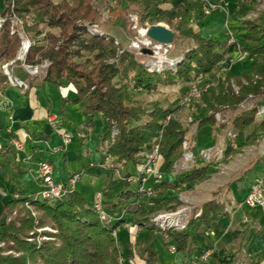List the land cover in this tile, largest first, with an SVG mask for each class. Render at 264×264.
I'll return each mask as SVG.
<instances>
[{
    "label": "trees",
    "instance_id": "1",
    "mask_svg": "<svg viewBox=\"0 0 264 264\" xmlns=\"http://www.w3.org/2000/svg\"><path fill=\"white\" fill-rule=\"evenodd\" d=\"M3 1L4 7L0 10V17L4 19L0 25V62L14 58L20 45L17 32L11 31L12 18L24 19L32 15L30 24H24V31L37 38L46 29L48 32L43 40L48 45H33L26 54L25 63L37 64L43 59L48 60L50 65L43 81L56 87L70 85L76 97L69 101L82 104L90 117L99 114L105 118L107 128L100 135L102 151L110 162V169L115 171L123 167L124 171L123 189L116 201L104 204L102 200L108 220L100 219L92 204L88 206L75 188L54 201L39 198V187L30 195L16 189L17 197L12 196L0 203V264H120L121 246L113 232L126 222L137 228L156 230L164 243L167 240L172 242L176 253L191 256L195 234L222 226L220 220L229 217L224 203L219 200V192H214L210 200L194 209L183 230L162 231L150 224V218L159 212L175 210L181 202L169 193H179L183 188L191 189L196 183L208 179L217 172L218 162H206L200 155L201 150L191 146L193 165L175 173L174 165L183 155L182 143L186 140V130L175 118L166 124L164 121L177 106H158L148 110L132 100L129 91L139 88L152 93L160 85H173L177 81L193 82L200 74L205 79H215L217 85L202 94L200 103H196L191 115L197 130L209 127L218 131L220 128H217L209 112L214 113L218 106L234 108L249 95L264 98V11L253 20L242 21L245 33L240 34L233 43H228L227 39L204 37L192 28L174 31L172 47L180 39H186L188 43L181 59H170L173 61L171 66L165 65L159 72H150L144 64L148 55L144 54L139 60L133 53L116 45L113 37L91 30L101 16L92 0ZM140 1L144 7L143 20L150 18L151 12L154 13L153 18H164L168 25L174 18L183 19L190 14L198 20L206 16L202 3L198 1ZM123 2L134 4L136 0H104L101 8L108 15V23L113 24L124 14L120 7ZM234 3L254 9L258 0H234ZM53 30L59 33L55 35L51 32ZM235 52L246 54L244 69L238 74L222 71L220 63ZM240 68L242 66H236L233 70ZM231 81L239 86L238 94L230 89ZM4 82L5 77L0 75V85ZM62 100L65 101V98ZM258 109L254 104L233 117L231 130L235 136L226 138L222 153L226 162L256 143L264 134V117L257 120ZM154 145L159 148L158 171L162 179L154 186L153 195L147 197L138 191L142 178L139 169ZM12 150L9 144L0 146V176L9 170L23 173L10 157ZM263 156L264 141L262 156L254 164ZM133 168L138 171L132 172ZM131 176L138 177V182H128L127 178ZM66 181H63L65 186ZM150 199L153 200L149 202ZM107 209H119L125 213V217L117 218L113 216L114 211L109 213ZM197 210H200V214L195 216ZM32 211L35 216L31 214ZM44 227L55 231L53 234L41 233L50 240L40 244L27 240L37 235V229ZM134 246L146 264H158V254L149 247V240L137 239ZM133 252L131 250L130 255ZM237 259L239 264H264V260L258 262L248 257Z\"/></svg>",
    "mask_w": 264,
    "mask_h": 264
},
{
    "label": "rangeland",
    "instance_id": "2",
    "mask_svg": "<svg viewBox=\"0 0 264 264\" xmlns=\"http://www.w3.org/2000/svg\"><path fill=\"white\" fill-rule=\"evenodd\" d=\"M196 1L200 3L203 2V0ZM205 1H207L209 4L221 6L219 10L222 14V17L216 29H208L209 24L206 23V20L204 21L205 17L202 20H198L196 16L191 14L187 15L183 19L174 18L170 25L166 23L164 18H153L154 13L152 12V18L150 17L143 20L141 19V17L144 7L140 0H136V3L134 4L123 2L120 7L124 10V14L121 15L115 22H113V24H110L107 22V13L101 8L104 4V0H92V4H94V6L99 10L101 14L100 20L96 22L97 28L100 31L113 37L116 45L124 50L133 53L139 60L144 54L140 55L139 51L134 49L132 44L138 43L141 45V42L148 37L146 31L151 25L161 24L166 28L172 30L173 32L192 28L195 31L201 32L202 36L204 37H219L220 39H227L228 43H233L238 39L240 34L245 33L242 21L245 19L253 20L260 14V12L264 11V0H258V4L254 7V9H249L245 5H236L234 3V0ZM3 2V0H0V10H2L4 7ZM214 10H217V7ZM207 15L209 14H206V16ZM31 17L32 15H28L24 19L17 18L19 22L17 23V26L15 28L23 33L22 36L29 43V46L24 52L22 48V39L20 38V45L15 57L7 61L0 62V75L5 77V82L3 83V85H9V78L11 77L13 79V75L17 80L23 81L24 78L20 77L17 73L21 72V75L24 76L25 74H27L23 69L24 64L30 66H41L47 63L45 71L50 65V62L44 59L37 64L25 63L26 54H28L29 49L33 45H43L44 47L48 45V42L43 40L46 32H48L46 29H43V34L37 38H32L31 35L27 34L24 31V24H30L29 22ZM83 24L89 25L88 22H84ZM51 32H53L55 35L59 33L58 30H53ZM187 46L188 43L186 39L178 40L176 42V45L174 47H171V49L167 52V58L169 60L181 59L182 54ZM144 60L146 61L144 64L146 65L148 71L159 72L162 70L160 68L158 69L157 67L151 66L152 59L150 58V55H148V58H145ZM245 61L246 54L241 55L240 53L235 52L226 56L224 61L220 63V67L222 71L229 70L235 74H238L244 68H240L236 71L233 70V68L241 64V62H244L243 64H245ZM6 63L11 64L8 68L7 73H5V71L2 69V66ZM44 74H39L36 76L27 74V76H29L30 78H43ZM25 84L27 86V83ZM207 84L209 85V88L214 87L217 85V80L210 79L209 77L205 79V77L200 74L195 78L193 82L184 83L177 81L173 85H160L157 87V90L152 93H146L139 88L130 89L129 91L132 100L146 106L148 110H151L154 107L158 106L163 108H173L177 106L176 110L173 113L168 114L167 116H170L169 120L171 118H175L181 123L182 127L186 130V140L182 143V158L174 165L175 173L187 170L193 165V155L190 150L191 146H196L199 150H201L200 155L203 157V159H205L206 162H210L211 160H215V162H218L217 172L212 174L208 179L196 183L191 189L183 188L179 193H169L170 196L177 197L181 202V205H179L175 210L159 212L151 216L150 224L154 225L158 229H161V227L157 225L154 219L157 215L162 213L167 214L169 218H179V222H183V224L186 226L194 209L200 207L205 201L210 200L214 192H219V200L224 203L225 210L229 211L228 206L232 202L236 204V200L230 198L232 194L234 195L237 186H241V184L245 180V177H248L251 174L252 170H254V168L259 165V162L257 164L254 163L257 161V159L259 160L262 154L264 134L259 137L256 143L244 148L241 153L234 155L227 162L223 159L222 153L223 149L225 148L226 138H233L235 136V133L231 130V121L233 117L239 112L249 109L254 104H256L259 108L257 120H261L264 117V98L260 99L249 95L245 101L234 108L218 106L214 113L209 112L208 114H212L216 125L218 126L217 128L220 129L217 131L207 127L197 130L196 122L193 121L191 113L193 112L196 103H200L202 94L207 92L209 88L206 89V91H203L200 94L199 98H193L188 103H183L182 100L184 95L190 90V88L195 87L201 90ZM243 84H246V82H243ZM12 88L16 89L19 87L12 86ZM56 89L59 90L58 88ZM230 89L234 94H238L239 92V86L232 81L230 82ZM56 108L57 111L61 110V106L59 105H56L55 109ZM143 119H146V117H143ZM64 120L66 122L68 133L71 135L70 144L64 146L62 138L59 135L54 134L55 136H53L51 140L40 141L37 143V148L33 149L31 146L32 142L29 141L27 137L25 138L22 136L21 140H24L25 144L24 148L22 149L23 152L30 155L29 157H32L31 162L34 164L36 163V166H38L40 162L44 161L51 163L54 167L53 179L56 185H60L61 183H63V181L68 178L69 173H79L80 180L74 186L75 191L81 193L88 206H91L93 196L97 192L101 193L104 204L115 201L117 199V196L123 189L122 174L124 168L119 167L115 171L110 169V162L107 156H104L103 152L101 151L102 148L100 135L107 128V122L105 118L102 115L95 114L92 118L94 126L92 128H85L88 132L83 140L79 138L78 132L80 131L79 129L84 122V119L72 114L69 118H64ZM70 120L73 123V126L71 124H68ZM90 120L91 118H89L88 121ZM166 120L167 117L165 118V121ZM89 128L92 129V131H90ZM249 131L250 130L248 129L247 132ZM6 136L7 135L4 134L3 137H0V142L4 143L5 141H7V138H4ZM155 147H158V145H154L152 149L145 155V157L149 155L150 152L155 149ZM158 159L159 150L156 162L157 166ZM250 168L251 170L248 171ZM137 171V169H132V172ZM243 174H245L244 178ZM37 176L38 175L36 173L34 178H37ZM28 178L29 176L26 175L24 178L17 179L18 181L15 183L18 185V187H20V189L23 188L24 191L22 189L21 191L24 194L26 193L30 195L32 193L31 191L36 189V185L32 183L34 182V180L24 184L20 183V180H27ZM1 185L2 189H5L6 187L11 188L12 183L10 181H7L6 184L1 183ZM9 198L10 194L8 197H6V200ZM152 200L153 199H150L149 202H151ZM26 206L28 207L27 204ZM246 208L247 207L244 206V210H246ZM111 211L119 213L120 210L107 209V212L111 213ZM31 214L35 216V212L32 211ZM197 214H200V210H197L195 212V216H197ZM12 215H14V213ZM113 220H116V218H113ZM166 230L180 231V229L178 228ZM42 232H48L52 234L55 233V231L50 227H44L41 229H37V235L32 238H28L27 240L36 242L37 244H40L42 241L50 240L49 237L41 235ZM256 235L257 233L255 231L249 232L247 239L256 240ZM157 239L159 240V237Z\"/></svg>",
    "mask_w": 264,
    "mask_h": 264
},
{
    "label": "crops",
    "instance_id": "3",
    "mask_svg": "<svg viewBox=\"0 0 264 264\" xmlns=\"http://www.w3.org/2000/svg\"><path fill=\"white\" fill-rule=\"evenodd\" d=\"M192 1L195 2V0ZM221 17L219 9L213 10L205 16L204 21L206 20V23L209 24L208 29H216ZM243 63L241 62L238 66L243 68L245 65ZM17 74L24 78L22 82L27 83L26 89L20 87L13 89L10 84L0 85V137H3L4 134L7 135L4 137L7 138V141L0 142V146L11 145L10 140L14 138L23 144V149L25 146L24 140H21L23 136L32 142L31 146L35 149L38 142L49 141L55 136L54 134L62 138L63 133H68L64 118H69L72 114L84 119L78 132L79 138L83 140L88 132L85 128H92L94 123L90 122L93 117L86 115L82 104H73L69 101L76 97L75 90L70 85L56 87L44 82L42 77L30 78L27 74L21 75V72ZM13 77L15 76L13 75ZM63 98L65 101L62 100ZM56 105L61 106L60 111L55 109ZM50 114L57 115L59 119V123L54 129L47 121V116ZM89 118H91L90 121H88ZM68 124L73 126L71 120ZM90 128L89 130L92 131ZM22 149L16 150L13 147L10 157L23 173L19 174L9 170L0 176V203H3L9 194L10 197L19 195L16 194V189L21 191L23 188L20 189L15 182L26 175L30 180L22 179L20 183L24 184L34 180L32 183L36 185V189L31 192L38 190V176L34 178L37 173L36 163H32V157H29L30 155L23 152ZM71 174L74 173L68 175ZM260 175H264V156L251 174L245 177L241 186H237L234 195L232 194L230 199L236 200V204L232 202L228 206L229 217L220 220L222 226H214L208 231L195 234L192 241L194 252L191 256L180 253L171 254L169 247L172 246V242L167 240L164 243L161 234L156 230L137 228L127 222L122 224L114 231V237L121 246V264H146L138 255V248L134 246L137 239L149 240V247L158 254V264H189L193 260L198 261V264H239L238 257H248L250 260L262 262L264 260V209L247 207L244 210V206L241 205L253 180ZM7 181L12 183L11 188L2 189L1 183L6 184ZM114 214L113 216L117 218L125 217V213L121 211L114 212ZM252 231L257 233L256 240L247 239L248 233ZM131 250H134L132 255H130ZM206 250H210L212 253L205 260H200V256Z\"/></svg>",
    "mask_w": 264,
    "mask_h": 264
},
{
    "label": "built area",
    "instance_id": "4",
    "mask_svg": "<svg viewBox=\"0 0 264 264\" xmlns=\"http://www.w3.org/2000/svg\"><path fill=\"white\" fill-rule=\"evenodd\" d=\"M196 1V0H195ZM223 1V0H221ZM203 5V11L205 14H210L211 11H213L216 7L217 9H220L221 6L209 4L207 1L203 0L201 2ZM4 22V19L0 17V25ZM19 20L17 18H12L11 24H12V33L17 32L18 36L22 39V48L24 52L27 50L29 43L23 38V33L18 31L15 27L17 26V23ZM91 30L93 32L100 31L96 25L91 26ZM132 46L134 49L139 51V54L142 55V48H147L151 51L150 58L152 59L151 66L157 67L158 69H162L165 65H172V60H169L167 58V52L171 49V44H160L149 37L144 39L141 42V45L138 43H133ZM165 46V47H164ZM164 47V48H163ZM11 64L6 63L2 66V69L5 71V73L8 72V68ZM46 64H43L41 66H30V65H23V69L28 75L36 76L39 74L45 73ZM9 84L12 86H18L20 88L26 89L27 86L24 82L17 80L15 77L12 79L9 78ZM209 88V85H205L201 90L197 89L195 87L190 88V90L184 95L182 102L188 103L193 98H199L200 94L203 91H206V89ZM170 116H167V120L165 121V124L168 122ZM48 124L54 129L58 123L59 119L57 115L50 114L47 116ZM62 141L63 145L67 146L71 142V136L68 133L62 134ZM10 144L14 147L16 150H21L23 147V144L18 141L17 139L12 138L10 140ZM208 156V155H207ZM157 158H158V147H155V149L150 152L149 155L145 157L143 160V165L139 169L142 178L141 183L138 187V191L142 194H144L147 197H150L154 193V186L159 184L162 175L158 171L157 166ZM53 173H54V167L49 162H40L37 166V175L39 179V191L37 192V196L41 199L45 200H58L65 196L68 192L73 191L75 188V184L78 182L80 178L79 173H74L68 176L66 181V186L61 183L60 185H56L53 180ZM139 178L136 176H131L127 178V181L130 183H136L138 182ZM249 208H260L264 209V175L257 176L252 184L250 185L246 196L244 197L242 204ZM92 207L98 214L100 219H109L108 214L105 212L103 205H102V195L100 192L95 193L93 196L92 201ZM199 215V214H197ZM154 221L157 223L159 227L164 231L166 229H185V225L183 222H179V218H169V216L165 213L159 214L155 217ZM179 222V223H178ZM114 236V232H113ZM169 252L171 254H175V247L170 246ZM211 251L206 250L201 256L200 260H205L209 255ZM121 264V259H120ZM190 264H198V261L194 260L190 262Z\"/></svg>",
    "mask_w": 264,
    "mask_h": 264
},
{
    "label": "water",
    "instance_id": "5",
    "mask_svg": "<svg viewBox=\"0 0 264 264\" xmlns=\"http://www.w3.org/2000/svg\"><path fill=\"white\" fill-rule=\"evenodd\" d=\"M147 36L153 41L160 44H171L174 40V32L161 24L151 25L147 31ZM142 53L145 55H150L151 51L149 49H143Z\"/></svg>",
    "mask_w": 264,
    "mask_h": 264
}]
</instances>
